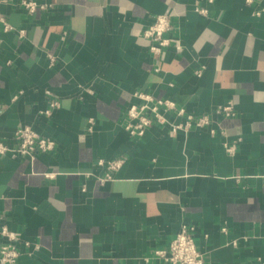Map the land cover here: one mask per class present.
<instances>
[{"label":"crops","instance_id":"obj_1","mask_svg":"<svg viewBox=\"0 0 264 264\" xmlns=\"http://www.w3.org/2000/svg\"><path fill=\"white\" fill-rule=\"evenodd\" d=\"M35 1L45 8L0 6L23 29L0 27V140L17 146L26 125L56 140L33 158L0 156V228L21 236L16 264H170L155 250L184 224L207 264H264V0ZM161 13L182 48L155 55L143 31ZM136 91L187 113L131 135ZM228 103L234 115L216 113ZM189 113L210 124L171 133ZM119 157L102 181L98 160Z\"/></svg>","mask_w":264,"mask_h":264},{"label":"built area","instance_id":"obj_2","mask_svg":"<svg viewBox=\"0 0 264 264\" xmlns=\"http://www.w3.org/2000/svg\"><path fill=\"white\" fill-rule=\"evenodd\" d=\"M4 1L0 0V6ZM251 1L247 0V2ZM19 3L29 12H33L39 8H45L46 6L35 0H19ZM0 27L5 31L17 30L23 33V29H18L7 20L1 8ZM172 27L171 15L169 13H161L144 29L143 35L151 41L150 50L153 54L158 55L162 53L163 49L172 43L177 50L182 48L178 40L165 36V33L170 31ZM50 59L54 61V57ZM133 96L142 100L141 103H131L127 107L125 128L134 136L143 135L148 127L154 123L160 125L169 123L165 115L167 111L175 110L179 115L187 113L185 108L178 107L171 99L154 98L151 94L142 91L134 92ZM59 106L60 102L53 100L50 108L45 110V113L49 114L51 110ZM216 113L234 115L236 112L233 105L228 103L218 107ZM210 121L211 118L208 114L195 118L193 114L189 113L186 116L185 123H171V133L181 128L191 127L193 124L197 127H205L210 124ZM90 123L93 124V119H90ZM13 136L17 141V146H10L0 140V156L12 153L29 155L33 158L40 152L51 151L56 147V140L53 137L42 135L29 125L18 127ZM225 148L228 152L234 153L235 143H226ZM125 160L124 157L110 160L99 159L98 163L107 168L106 175L102 178V181L112 179L113 172L119 170L125 163ZM195 230L193 225H182L171 240L169 246L156 249L155 255L170 264H207L203 253L197 246ZM0 234L6 238V241L0 244V264H16L21 254L19 244L21 236L17 231L10 229L6 225L0 228ZM25 245H29V242L26 241Z\"/></svg>","mask_w":264,"mask_h":264}]
</instances>
